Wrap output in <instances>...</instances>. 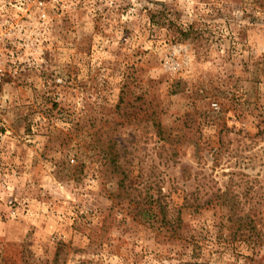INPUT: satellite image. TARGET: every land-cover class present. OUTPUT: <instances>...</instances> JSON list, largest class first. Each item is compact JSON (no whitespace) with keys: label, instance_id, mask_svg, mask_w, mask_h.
Wrapping results in <instances>:
<instances>
[{"label":"rangeland","instance_id":"rangeland-1","mask_svg":"<svg viewBox=\"0 0 264 264\" xmlns=\"http://www.w3.org/2000/svg\"><path fill=\"white\" fill-rule=\"evenodd\" d=\"M0 0V264H264V0Z\"/></svg>","mask_w":264,"mask_h":264},{"label":"built area","instance_id":"built-area-1","mask_svg":"<svg viewBox=\"0 0 264 264\" xmlns=\"http://www.w3.org/2000/svg\"><path fill=\"white\" fill-rule=\"evenodd\" d=\"M52 1H55V0H52ZM21 3L27 5L26 0H21ZM31 5L34 6L35 9L37 10L38 16L39 17H43V13L41 11L42 10V5H43V1L42 0H33ZM6 42H7V34H6V32L0 31V64H1V55H2L3 51L5 50ZM0 73H1V67H0Z\"/></svg>","mask_w":264,"mask_h":264}]
</instances>
